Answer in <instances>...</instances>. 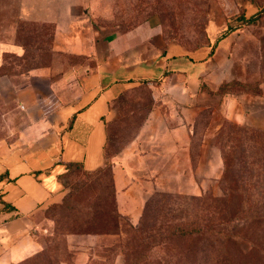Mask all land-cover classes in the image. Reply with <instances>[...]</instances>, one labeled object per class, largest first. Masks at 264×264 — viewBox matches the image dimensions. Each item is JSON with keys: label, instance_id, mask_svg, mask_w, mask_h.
I'll return each mask as SVG.
<instances>
[{"label": "rangeland", "instance_id": "1", "mask_svg": "<svg viewBox=\"0 0 264 264\" xmlns=\"http://www.w3.org/2000/svg\"><path fill=\"white\" fill-rule=\"evenodd\" d=\"M123 2L113 19L159 23L172 53L199 66L193 133L177 146L176 135L143 136L153 89L123 93L107 125V165L71 167L63 203L38 232L43 251L26 264H264V0ZM23 123L0 99V139ZM134 143L145 198L136 224L119 214L111 167Z\"/></svg>", "mask_w": 264, "mask_h": 264}, {"label": "crops", "instance_id": "2", "mask_svg": "<svg viewBox=\"0 0 264 264\" xmlns=\"http://www.w3.org/2000/svg\"><path fill=\"white\" fill-rule=\"evenodd\" d=\"M123 1L135 9L136 0H0V99L24 120L0 139V264H26L43 251L38 232L63 203L68 165L104 166L112 105L123 93L153 89L143 136L176 135L177 146L183 131L193 133L199 66L172 53L159 23L113 19ZM136 144L111 165L119 214L132 224L145 201Z\"/></svg>", "mask_w": 264, "mask_h": 264}, {"label": "trees", "instance_id": "3", "mask_svg": "<svg viewBox=\"0 0 264 264\" xmlns=\"http://www.w3.org/2000/svg\"><path fill=\"white\" fill-rule=\"evenodd\" d=\"M257 19V17H251L248 21H251V22H254L255 20ZM106 160V159H105ZM107 165V163H106V161H105V164H104V166L103 167H105ZM72 166H81V165H79V164H69L68 165V167H69V169H68V172H67V174L69 173V171H70V169H71V167ZM102 168V167H101ZM67 174H65L63 177H62V180L65 178V176L67 175ZM63 182V181H62ZM65 186V185H64ZM66 188V187H65ZM222 236V235H221ZM213 241L214 242H219L216 238H213ZM224 242H227L226 243V245H228L229 243H230V239L229 238H224Z\"/></svg>", "mask_w": 264, "mask_h": 264}]
</instances>
